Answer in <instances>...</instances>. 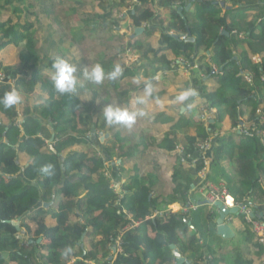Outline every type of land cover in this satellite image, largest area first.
Listing matches in <instances>:
<instances>
[{
  "label": "trees",
  "instance_id": "obj_1",
  "mask_svg": "<svg viewBox=\"0 0 264 264\" xmlns=\"http://www.w3.org/2000/svg\"><path fill=\"white\" fill-rule=\"evenodd\" d=\"M185 2L193 4L194 9L182 14L174 6H184ZM27 4L28 0H0V15L11 8L19 18L13 22L0 17V73L5 77L0 83V97L12 87L22 96V102L12 108L0 104V264H103L111 260L121 233L123 252L117 264H177L173 245L186 259L184 264H264V246L249 229L231 249L232 241L217 234V214L203 206L189 215L171 213L147 219L156 210L191 200L194 180L204 168V161L199 156L195 167L183 164L178 148L197 150L209 138H214L211 166L220 173L224 160L233 161L238 180L229 181V193L237 203H247L254 216L262 219L264 0H156L154 6L150 0H101L102 12L83 13L81 22L87 34L91 30L110 31L126 12L131 20L128 27L133 30L147 23L142 35L129 40L132 53L148 65L143 66V76L139 77L141 87L153 80L156 68L171 70L176 76L179 59L194 65L201 51H210L209 62L203 64L204 57L199 58L197 76L192 75V81L200 86L196 94L215 110L214 123L195 121L198 109L194 107L188 113L186 106L185 113H181L180 105L176 113L155 116L151 124L156 126L158 136H145L142 129L139 135L130 131L127 136L122 127L117 130L100 115L91 111L82 114L84 102L74 93L60 95L55 91L52 64L56 59L41 66L36 48L41 22L35 13H27L33 8ZM52 4L51 10L43 4V12L52 15L55 22V14H61L63 8L58 11L61 5ZM155 8L171 13L166 31L173 33L172 42L166 47L145 43L153 33L150 25ZM198 8L204 12L203 20L197 19ZM226 10L236 13L231 15ZM31 15H35L32 22ZM240 34L244 39L239 38ZM183 35L187 40L181 39ZM13 50L19 51V62L9 66ZM255 56L262 58V64L254 63ZM136 73L135 68L125 69L116 83L124 78L137 79ZM246 76L253 78L252 85ZM206 78L216 79L219 86L208 90ZM170 88L178 91L179 85ZM165 93L152 94L151 101L163 102ZM227 123L235 131L229 135L220 129ZM244 126L247 134L241 132ZM107 129L110 137L101 147L99 137ZM113 145L119 150V165H112ZM165 156L169 161L166 168L161 164ZM107 164L121 177V170L128 167L122 195L106 183L103 175ZM168 188L171 193L166 195ZM48 218L56 224L49 226ZM131 220L142 223L124 231ZM17 221L20 223L14 224ZM98 236L101 240L89 245L90 238Z\"/></svg>",
  "mask_w": 264,
  "mask_h": 264
},
{
  "label": "rangeland",
  "instance_id": "obj_2",
  "mask_svg": "<svg viewBox=\"0 0 264 264\" xmlns=\"http://www.w3.org/2000/svg\"><path fill=\"white\" fill-rule=\"evenodd\" d=\"M100 1L101 0H42V1L28 0L27 5H33V8L31 9V12L29 11L27 13L28 14L35 13L36 16L38 17V20H40L41 22V28L39 29L36 36L38 39L36 43L37 53L40 59H42L41 66H43V63L47 65L48 60L51 58L52 59L64 58L70 64L78 68V71L75 73L77 77V85H76V90L73 93L79 98H81L84 102L82 106V114L85 115L86 112L91 111L95 116L100 115L102 119H105L102 110L104 107L108 105H111L114 108L115 107L127 108L130 111L143 110L146 113V115L143 117H138L136 119V121L141 123H137L135 121L131 126H126L123 124H114V127L117 128V130H119V128L122 127L123 133L128 136L130 134V131L135 132V135H137L142 125L145 126L143 129L144 133H142L145 136L160 135L157 132L156 126L155 125L153 126L151 122L153 123V119L158 113H162V112L167 113L166 110H171L170 104H172V107L175 106L174 101H177L176 97L182 92L183 89L187 90V87L184 88L183 85L185 84V81H187V78L192 79V73H186L185 72L186 68L183 67L178 71V74L176 76L173 77L169 76L166 79H164L165 82L164 85L161 83V80L160 81L158 80L159 82H155L154 84L151 85L144 84V87H141L140 85L142 81L139 77L143 76V71H142L143 66L144 65L148 66V65L145 63V61L140 59L139 55L133 54L131 51L129 40L132 39L131 35L133 36L134 33L128 30V28H130L128 26L131 25V23L129 24V22H127L128 19H130L129 12H126V15L124 17L119 16L117 25L112 26L110 31L104 33L102 32L99 33L95 30H91L90 33L87 34L86 32L87 30H85L86 28L83 26V23L81 22V20H83V13L86 12L92 14L95 11H101L99 9ZM54 2H55L54 7H59V5H61L57 9L58 11L61 10V7L63 8L62 10L63 12L61 14H55L53 11H51L53 13L50 12L51 14H55V18H56L55 22L53 20L52 15L43 12L44 9L43 4L46 7H48L49 10H51L50 7L51 5H53L52 3ZM229 11L231 12H229L228 14L231 15L236 13L235 10L233 12L232 10ZM198 12L199 13L197 19L203 20L205 15L202 8L201 9L198 8ZM34 16L31 15L29 17L30 22L34 21L35 19ZM0 17L3 20L11 19L13 22H18L19 20L18 16L13 13V10L11 8L3 10ZM85 34L87 35L85 36ZM240 35L242 37L239 38L244 39V34H240ZM146 47H148L147 44ZM202 54H203L202 57H204L203 59H205L204 62H207L206 61L207 56H205L206 55L205 51H203ZM18 62H19V51L13 50L12 58L11 61L9 62V66L16 65ZM97 63L103 66L106 74L112 71L113 67L117 64H119L122 67L123 71L125 69H131V67L135 68L137 69L138 72L136 73L138 74L137 79L124 78L120 83H116V80L108 79L106 76L101 83L99 84L93 83L83 75V72L80 69H83V67L85 66H89L90 69L92 66L96 65ZM189 63L184 60V64L186 66L190 68H192L193 66L195 67V65ZM185 73L187 75H184ZM180 80L181 82L178 83ZM175 83L179 85L178 91L173 90L174 91L173 94L167 96L165 94V98L166 97L168 98L165 101L163 100V102L160 101L159 103L154 105L153 103H151V100L153 99L151 97L152 94L158 93L159 91L167 92L168 90L167 87L168 88H170L171 86L173 87ZM146 89H148V91H146ZM144 99H146V101H144ZM140 101H143V103H140ZM204 109L201 108L200 110H198L197 112L198 114L196 113L195 115L196 116L194 119L195 121H199V122L203 121L204 116L209 115V112L207 114H205L204 112L203 114L202 111H204ZM200 112H202L201 116L199 114ZM212 113L214 114V111H212ZM205 122H207V119ZM107 132L108 129L105 132H102L101 136L99 137L100 141L102 138H105L103 143H105L106 140L109 139L110 137V134ZM104 135H108L109 137L106 138ZM235 139L236 136L234 137V140ZM52 142L53 141L51 138L49 143L51 144ZM96 144H98V142H96ZM100 145L101 147H103L102 142ZM111 149L114 152L112 157L113 163H117L119 165V161H120L118 157L119 150L117 149L116 145H113ZM95 151L96 152L98 151V154L102 155L100 149L98 150L97 148H95ZM112 170L113 169L110 168V165L107 164V171H106L107 174L106 175L104 174L103 176L106 178L105 180H107L106 183L110 184V187L115 192L119 193L120 189H117L114 184L115 182L113 180ZM128 171H129L128 167L125 166L124 169L121 170V173L123 174L122 177L126 178L128 175ZM114 173L117 172L114 170ZM118 175L120 174L118 173ZM194 184L196 185L195 188H197L198 178L197 179L195 178ZM196 192H198V190ZM194 197L199 200L203 199L201 194H196ZM179 207L180 205L173 206L176 212L178 211ZM206 208L207 210L211 209L208 206H203V209ZM123 213L125 214V212ZM244 217H245L244 215L230 216V218H232L233 221H228V222L231 225V227L237 232V238L232 239L231 240L232 242H230L231 249L235 248V243H238L239 242L238 240H240V238L244 235L243 228L249 229L248 224L245 221ZM29 223L31 226L34 225V223H32L31 221H29ZM47 224L49 226H54L56 222L51 221V219L48 218ZM149 232L150 235L154 236L151 230H149ZM99 240H101V237L99 236L92 237L89 240V245L96 244L98 243ZM203 251L204 253H207V251H205L204 249ZM202 264H206V263H202Z\"/></svg>",
  "mask_w": 264,
  "mask_h": 264
},
{
  "label": "crops",
  "instance_id": "obj_3",
  "mask_svg": "<svg viewBox=\"0 0 264 264\" xmlns=\"http://www.w3.org/2000/svg\"><path fill=\"white\" fill-rule=\"evenodd\" d=\"M134 3H136V1H134ZM150 3H151V5L152 6H154L155 4H156V0H150ZM191 5V6H190ZM137 6H138V4H137ZM175 8H178V11H179V9L180 8H183V10L180 12V13H184V12H188V11H190V10H193L194 9V6H193V4H191V3H189V2H185V4H184V6H180L179 4H175V6H174ZM189 7V8H188ZM133 10V9H132ZM227 11H229V10H226V12ZM99 13H100V11H98ZM154 13L156 14V16H155V18L152 20V24L150 25V27H151V31H153V33H152V36H150V38H145L146 40H145V43H147V42H152V44L153 45H155V46H157V45H159V46H162V47H166V46H168L171 42H172V38H171V36H172V32H170V33H168L167 31H166V26H167V24L170 22V20H171V13H170V10H168V9H165V8H155V10H154ZM223 14H225V12L223 13ZM126 18V17H125ZM130 19H128V21L127 22H129V24L131 23V21H129ZM191 20L192 21H194V20H196L197 21V19H195L194 17H191ZM147 26V23H144L143 24V26L141 27V28H145ZM129 31H132L133 33L135 32V30H133L132 28H129L128 29ZM127 30V31H128ZM144 32H145V30H144ZM143 32V33H144ZM142 33V34H143ZM141 34V35H142ZM184 36V35H183ZM131 37H132V35H131ZM139 37V36H138ZM154 46V47H155ZM156 48V47H155ZM241 49L243 50V47H241ZM241 49H239L238 50V53H241L242 52V50ZM202 52L203 51H201V53L199 54V57H198V59H196V62H195V67L194 68H190V67H188V66H186L185 64H184V60L181 58V59H179L177 62H176V65H177V67H175V69H176V71H179L181 68H183V67H185L186 69H185V72L186 73H192V75H194V77L195 76H197V74H195L196 72L195 71H198V67H199V58L201 59L202 58V56H203V54H202ZM205 54H206V56H207V62H209L210 61V51L209 52H205ZM204 54V55H205ZM162 55V54H161ZM163 55H165V54H163ZM162 55V56H163ZM256 57V56H255ZM204 60L205 59H203L202 60V63L204 64V63H207V62H204ZM193 65V64H192ZM157 70V74H156V76L153 78V80L152 81H145V82H147L146 84L148 85V84H154L155 82H159L160 80H161V83L164 85V79H166L167 77H169V76H171V74L173 75V71H171V70H164V71H162V68L160 69V68H156ZM174 69V70H175ZM190 69V70H189ZM193 69V70H192ZM152 70V69H151ZM184 74V75H187V74ZM174 76V75H173ZM172 76V77H173ZM198 76L199 77H202L203 76V74L202 73H198ZM161 77V78H160ZM187 78V77H186ZM159 80V81H158ZM170 80V79H169ZM181 82V80L178 82V83H180ZM185 82H187L188 83V86L187 87H189V89H192L194 92L196 91V89L198 90V89H200V86L199 87H196L195 86V84H193V81H192V79L191 78H187V81H185ZM204 82H205V85L208 87V90H210V91H212V90H215L219 85H218V81L216 80V79H205L204 80ZM162 85V86H163ZM170 86V85H169ZM167 92L165 93L166 94V96L167 95H169V94H173V89H171V88H168L167 87ZM187 90H188V88H187ZM158 93H162L161 91H159ZM162 96H164V94H161ZM168 97H166L165 98V100L167 99ZM164 100V101H165ZM172 100V99H171ZM144 101H146V99H144ZM173 101V100H172ZM151 103H153V105L154 104H157V103H159V100L158 99H154L153 101H151ZM174 103H175V108L173 109V107H172V104H170V106H171V110H166V112L167 113H176V108H177V110H178V108L180 107V105L182 106L183 105V107L181 108V113H185V107L188 105V104H191L192 105V107L191 108H188V113H190L191 112V109L192 108H194V107H196L198 110H200L201 108H205V109H207V111L209 112V115H206V116H204V119H203V121H200V122H204V123H208L209 121L210 122H212V123H214V118H215V115H216V113H215V110H210L208 107H207V105H205V103H204V99L201 97V96H199L198 94H196V92H195V95L194 96H191V97H189V99L186 101V102H184V103H179V102H177V101H174ZM170 109V108H169ZM212 111H214V114L212 113ZM198 111H196V113H197ZM203 112V114H204V111H202ZM202 112H200L199 114H200V116H201V114H202ZM196 113H195V115H196ZM198 114V113H197ZM194 115V118L196 117ZM202 117H203V115H202ZM198 118H199V116H198ZM197 118V119H198ZM209 118V119H208ZM206 119H207V122H205L206 121ZM199 120V119H198ZM142 130L144 129V128H142V127H140ZM220 129H221V133L222 134H226V135H229V134H231V132L233 133V132H235L233 129H231V127H230V124L229 123H227V124H223V125H221V127H220ZM139 132V131H138ZM240 133V132H239ZM137 135H139V133H137ZM264 135V134H263ZM105 136V135H104ZM155 136H158V135H155ZM135 141H136V143L138 142V140L136 139V137H135ZM235 141L237 142L238 141V138L236 137V139H235ZM103 143V142H102ZM130 147H133V146H130ZM184 149H185V154L187 155V157H188V163H186V164H190V160L191 159H193V158H195V157H197V152L195 151V149H190V147H184ZM164 158V157H163ZM167 158H166V156H165V158L163 159V161H161V164H163L164 166L166 165V163H167V160H166ZM121 163V161H119V164ZM168 163H169V161H168ZM167 163V164H168ZM112 165H114V163L112 164ZM150 168V165H148V167H147V169H149ZM165 168H166V166H165ZM114 170L115 169H113L112 170V173H113V180H114V184H115V187L117 188V189H120V192H119V194H123V193H125L123 190H121V188H122V186H123V184L125 183V181H126V178H123V177H121V175H118V172L117 173H114ZM107 174V173H106ZM211 178L210 180H211V182H213V183H215V184H220V183H223V184H225L226 186H227V188L229 189V181H234V182H237V180H238V178H237V175H236V173H235V171H234V163H233V161H230L229 159H226V160H224L222 163H221V171H220V173L219 172H217V169H215V168H213L212 166H210V168H209V172H208V178ZM196 179H197V177H196ZM166 179H163V177L160 179V181H161V183L165 186L166 184H167V182L165 181ZM196 182V181H195ZM168 186V185H167ZM195 186L196 185H194L193 186V193L192 194H194V196L196 195V194H199L198 192H196L197 191V188H195ZM171 189L170 188H168L167 189V192H166V195H168V194H170L171 193V191H170ZM194 190H196V191H194ZM194 196H190V198H191V200L192 201H195L196 203H199V205H200V203H203V202H205L203 199H201V200H199V199H196ZM60 200V198H58L57 199V201L56 202H58ZM247 201H248V199H247ZM55 202V201H54ZM230 202H236L235 200H234V198L230 195ZM178 206V205H183L181 202L180 203H176V204H173V206ZM45 206H46V204H45ZM172 205H168V207H171ZM172 206V207H173ZM206 206H208L209 208H211L210 210H212V211H214L216 214H217V218H218V210H216L214 207H212V206H210V205H206ZM264 209V208H263ZM263 209H262V211H263ZM162 211H166L165 209L164 210H162ZM123 212H125V214H127V212L126 211H124L123 210ZM264 216V214H263V212H260V218H264L263 217ZM51 221H55V220H53V219H51ZM230 221H233L232 220V218H231V220ZM229 223V222H228ZM232 228V227H231ZM233 229V228H232ZM246 230V228L244 229L243 228V232ZM233 231L235 232V239L237 238V232L233 229ZM150 233V232H149ZM150 236H153V235H150ZM231 241V240H230ZM114 255V252H113V254H112V256ZM74 262V261H73ZM71 264H72V262H71ZM95 264H99V263H95Z\"/></svg>",
  "mask_w": 264,
  "mask_h": 264
},
{
  "label": "built area",
  "instance_id": "obj_4",
  "mask_svg": "<svg viewBox=\"0 0 264 264\" xmlns=\"http://www.w3.org/2000/svg\"><path fill=\"white\" fill-rule=\"evenodd\" d=\"M240 37H242L240 35ZM182 40H187V36L184 35L181 38ZM253 61L255 64L260 65L262 64V58L260 56H256L253 58ZM4 75L0 74V83L4 81ZM246 81L249 84H253V78L251 76H246ZM264 81V75H262L261 78ZM205 114L208 113L207 109H204ZM259 114H261V111H258ZM264 123V118L262 119ZM247 127H243L241 132L247 134L248 132ZM214 138H209L207 139L204 143L198 145V149L195 150L197 152V157L193 158L190 160L191 166L195 167L197 164V161L199 159V156L203 159L204 161V168L199 172L197 178H198V185H197V190L198 193L202 195L204 201H208L210 203V206L215 205L217 202H222L224 206L227 209H233V208H238V215H244L245 221L248 224L250 232L254 235V237L260 242L261 245L264 246V218L259 219L256 217H253V212L251 209L248 207L247 203H237V202H230V193L229 189L227 186L223 183L220 184H215L211 182L208 179V172L209 168L211 166V159H210V153L214 145ZM178 154L182 157V163L186 164L188 163V157L185 154V149L184 147H179L178 148ZM200 205L196 203L195 201L189 200L185 205H181L178 208V213L182 212L185 215H189L193 212H196L199 210ZM173 207H168L166 211H161V210H156L155 213L147 218L149 219H155L157 217L163 218L168 216L171 213H177ZM231 218H229V221ZM142 222H137L131 220L130 224L125 227L124 231H129L132 229H135L139 227V225ZM122 237L123 233L117 238L115 242V246L113 247V252L114 255L112 256L111 260L108 262H105L103 264H117V259L120 253L123 252L122 250Z\"/></svg>",
  "mask_w": 264,
  "mask_h": 264
},
{
  "label": "clouds",
  "instance_id": "obj_5",
  "mask_svg": "<svg viewBox=\"0 0 264 264\" xmlns=\"http://www.w3.org/2000/svg\"><path fill=\"white\" fill-rule=\"evenodd\" d=\"M80 70L87 79L96 84L101 83L106 76L108 79L116 80L123 72L122 67L117 64L113 67L112 71L106 74L103 66L98 63L90 69L89 66H85ZM52 71L54 88L57 93L64 95L75 92L77 85V77L75 73L78 71L76 66L70 64L64 58H57L52 64ZM146 91H148V89H146ZM194 95L195 92L192 89L184 90L176 97V100L179 103H184L189 97ZM21 102L22 96L15 87H12L11 90L4 93L3 97H0V104L5 108H12ZM140 103H143V101H140ZM187 107L191 108L192 105L188 104ZM102 113L109 124H123L126 126H131L138 117L146 115L143 110L130 111L127 108H114L111 105L104 107ZM67 251H71V249H68Z\"/></svg>",
  "mask_w": 264,
  "mask_h": 264
},
{
  "label": "water",
  "instance_id": "obj_6",
  "mask_svg": "<svg viewBox=\"0 0 264 264\" xmlns=\"http://www.w3.org/2000/svg\"><path fill=\"white\" fill-rule=\"evenodd\" d=\"M191 6V5H190ZM189 8V7H188ZM183 8H180L179 11L181 12ZM144 32V28H137L135 29L134 35L132 36V39L140 36ZM189 41H194V38H189ZM106 138H108V135H105ZM105 138L101 139V142H104ZM54 140V135L52 137V141ZM199 204V203H198ZM210 205L208 201H205L203 203H200V206H206ZM47 206V205H46ZM216 210H218V218L216 220L217 223V234L220 236L223 240H232L235 238V232L231 228V225L228 223L229 218L231 215H238V208L233 209H227L222 202H217L215 205H213ZM253 217L254 214L252 215ZM20 221L14 222V224H19ZM174 251V256L176 259L177 264H184L186 262V259L181 256L177 248L173 245L171 246Z\"/></svg>",
  "mask_w": 264,
  "mask_h": 264
}]
</instances>
